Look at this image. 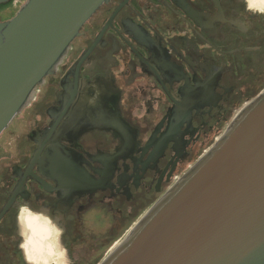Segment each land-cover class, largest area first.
<instances>
[{
	"label": "flooded vegetation",
	"instance_id": "flooded-vegetation-1",
	"mask_svg": "<svg viewBox=\"0 0 264 264\" xmlns=\"http://www.w3.org/2000/svg\"><path fill=\"white\" fill-rule=\"evenodd\" d=\"M263 93L264 0L102 4L0 136V264H100Z\"/></svg>",
	"mask_w": 264,
	"mask_h": 264
},
{
	"label": "water",
	"instance_id": "water-1",
	"mask_svg": "<svg viewBox=\"0 0 264 264\" xmlns=\"http://www.w3.org/2000/svg\"><path fill=\"white\" fill-rule=\"evenodd\" d=\"M107 2L26 0L0 21V136ZM64 89L78 94L65 83ZM100 264H264V93Z\"/></svg>",
	"mask_w": 264,
	"mask_h": 264
},
{
	"label": "rangeland",
	"instance_id": "rangeland-1",
	"mask_svg": "<svg viewBox=\"0 0 264 264\" xmlns=\"http://www.w3.org/2000/svg\"><path fill=\"white\" fill-rule=\"evenodd\" d=\"M12 12H14V11L12 10ZM3 15H4L5 18L9 17V15H11L10 10H8V12L4 13ZM23 254L25 256L24 250H23ZM74 259H75L74 257H70V258H68L66 263H62V264H70L71 263L70 261H72ZM29 264H32V263H29ZM46 264H51V262L46 263ZM53 264H56V263L53 262Z\"/></svg>",
	"mask_w": 264,
	"mask_h": 264
},
{
	"label": "trees",
	"instance_id": "trees-1",
	"mask_svg": "<svg viewBox=\"0 0 264 264\" xmlns=\"http://www.w3.org/2000/svg\"><path fill=\"white\" fill-rule=\"evenodd\" d=\"M11 264H16V263H13V262H12ZM18 264H20V263H18ZM22 264H24V262H22Z\"/></svg>",
	"mask_w": 264,
	"mask_h": 264
}]
</instances>
